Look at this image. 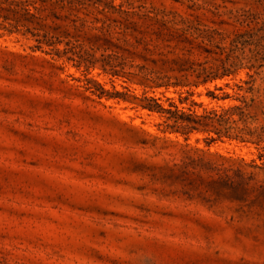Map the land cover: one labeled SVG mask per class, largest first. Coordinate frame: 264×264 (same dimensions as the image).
<instances>
[{"label":"rangeland","instance_id":"rangeland-1","mask_svg":"<svg viewBox=\"0 0 264 264\" xmlns=\"http://www.w3.org/2000/svg\"><path fill=\"white\" fill-rule=\"evenodd\" d=\"M85 2L72 11L81 30L57 20L72 36L55 33L52 45L0 13V264H264L263 141L207 142L212 131L184 139L166 128L167 113L134 97L201 113L233 103L220 96L244 93L238 84L263 92L264 0ZM106 2L152 39L114 73L62 54L117 52L95 39L101 30L131 38L107 19L117 14ZM230 50L243 59L228 75L194 85L178 69L210 76ZM135 74L185 85L153 86ZM186 151L209 161L196 174V198L173 193L164 177ZM211 165L248 189L210 187Z\"/></svg>","mask_w":264,"mask_h":264},{"label":"trees","instance_id":"trees-1","mask_svg":"<svg viewBox=\"0 0 264 264\" xmlns=\"http://www.w3.org/2000/svg\"><path fill=\"white\" fill-rule=\"evenodd\" d=\"M84 3H86L85 0H10L4 5L3 1H0V13L4 14L3 17L5 19L12 20L10 25L16 30L19 29L17 28L18 25H22L25 27V30H23L24 32L29 31L33 35L38 36L36 38L37 42H45L52 45L55 42L53 39L57 38L55 33L64 36H72L66 30H58L60 25L57 24V20L67 21L68 25L74 30H81V26L75 24L76 15L72 11H79L82 8L80 4ZM27 5H31L34 12L31 11ZM106 7L111 8V13L117 14L116 17H108L107 19L118 23L116 25L114 24V27L120 29L119 33L122 35H131V38H124L122 36L114 38L110 32L101 30L96 35L95 39L106 45V48L115 47L117 52L102 53L100 58H95L93 53L73 51L70 49H64L62 54L71 51V55L67 56V58L76 60L77 65L80 63L92 64L95 61H100L103 68L114 73L118 71L117 67H122L125 64V58L127 56L137 53L138 48H140L141 51H149L148 45L152 39L143 34H139V32H132L135 31V22L122 15V13L127 14L126 10L108 2H106ZM101 10L107 11L104 10V7L101 8ZM107 27L110 26H105V29H108ZM241 36V34H236L232 41H237ZM37 46L39 47V45ZM216 47L223 50L220 46ZM55 50L57 51L58 48H55ZM231 53H233V50L228 51L223 59H219V64L216 69L211 72L210 76H203L200 78L202 74L199 72L196 74V67L192 65L185 67L184 64H182L178 69L190 71L189 75H193L192 81L193 84L196 85V79L197 81L200 79L199 82H204L207 79L206 77L212 79L222 77L230 74L234 70V67L240 65L241 59L243 58L239 55H231ZM56 54L58 56L61 55L58 51ZM135 76H139L138 80L140 82L149 83L153 86L167 87L169 84L179 83L185 85L184 82H179L178 80L170 82L169 77L166 75L156 76L155 78H148L139 74H135ZM187 76V74H184L183 78L186 79ZM245 83H249V81L245 80ZM216 88L220 89V86H216ZM238 88L244 89V93L235 96L225 93L220 96V98L223 99L233 98V103L222 105L219 109L207 110L201 113L178 108L173 101H170L169 104L174 107L171 109L162 106L156 98L151 96H143L142 98H137V96L134 97L138 99L142 108L167 113L166 120L168 122L166 123V128L170 129V131L180 132L184 135V139H187L188 134L193 131H212L216 134V137L211 135L206 136L205 139L207 142L216 141L225 135L227 137L251 140L257 144L263 141L264 146V90L261 93H258L257 90V94H254L252 85L243 88L241 84H238ZM246 92L251 94L247 95ZM208 93L212 97H217L211 90H209ZM102 95L105 98L114 96L107 92H100L98 97ZM151 102L153 103L151 104ZM196 149L200 150L201 148L195 147V150ZM205 152L221 155L217 152L209 151L208 149H206ZM259 156L261 159H264L262 153H260ZM239 159L244 161L242 158ZM207 164H209V161L203 162L202 157H196V151L191 153L186 151L180 163H175L169 167L168 172L164 174L165 180L168 181L170 185L176 186V189L172 190L173 193L184 195L186 198H196V176L201 178V175L196 174ZM222 170L224 171V169L219 167L210 166L212 174L207 176L210 187L222 185L231 189H248L246 180L243 178L234 180L227 174H223Z\"/></svg>","mask_w":264,"mask_h":264}]
</instances>
